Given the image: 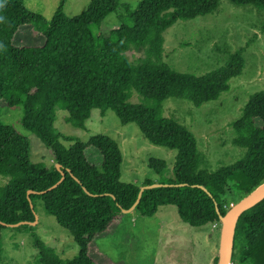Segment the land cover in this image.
Here are the masks:
<instances>
[{
    "label": "trees",
    "instance_id": "16d2710c",
    "mask_svg": "<svg viewBox=\"0 0 264 264\" xmlns=\"http://www.w3.org/2000/svg\"><path fill=\"white\" fill-rule=\"evenodd\" d=\"M228 1L264 9V0ZM219 3L138 0L132 5L92 0L85 11L69 17L61 1L46 20L27 11L22 0H0V101L21 106L22 126L53 155L50 166L33 162L27 139L0 123V175L8 176L0 185V257L2 231L12 228L30 234L38 264H97L90 255L92 241L137 199L140 187L119 180V146L100 134L87 142L62 135L54 126L57 108L66 111V123L79 129L93 109L101 115L111 109L121 124L135 123L150 143L176 150L173 178L140 194L133 211L143 218L152 217L160 206L174 205L179 219L190 227L216 224L237 202L233 189L241 199L264 181V91L252 94L232 123L236 134L232 143L245 149L243 157L213 171L198 169L192 134L161 115L160 103L168 97L200 106L217 99L228 90L229 80L240 74L244 65L240 50L202 76L176 72L162 60L163 32L177 20L216 11ZM109 14L116 16V24L104 22ZM23 26L35 30L43 43L16 46L14 37ZM130 48L142 52L135 61L126 55ZM133 91L154 103L128 102ZM60 138L71 144L66 147ZM87 148L99 153V165L87 159ZM165 166L163 160L148 161L157 173ZM153 184L157 183L146 180L143 186ZM38 203L69 232L78 246L74 257H60L34 232ZM230 263L264 264V198L239 216Z\"/></svg>",
    "mask_w": 264,
    "mask_h": 264
},
{
    "label": "rangeland",
    "instance_id": "374dc122",
    "mask_svg": "<svg viewBox=\"0 0 264 264\" xmlns=\"http://www.w3.org/2000/svg\"><path fill=\"white\" fill-rule=\"evenodd\" d=\"M61 1L63 13L72 17L85 11L92 0H22V5L27 11L49 20ZM117 1L134 5L138 0ZM104 22L114 25L117 18L109 14ZM23 27L14 37L16 46L43 43L35 30ZM163 37V62L176 72L195 76L220 68L230 54L241 51L242 70L229 80L228 90L217 99L195 106L186 99L171 96L160 103L161 115L176 121L194 137L198 169L213 171L234 163L243 157L245 149L232 143L236 136L232 123L239 118L250 96L264 91V9L220 0L216 11L177 20L163 32ZM126 55L135 61L142 52L130 48ZM128 102L154 103L134 91ZM65 116L66 111L56 109L54 126L62 135L87 142L91 136L100 134L119 146L121 182L141 188L146 180L160 184L173 178L176 150L150 143L135 123L121 124L111 109L102 115L98 109H93L82 129L66 123ZM21 117V106H8L0 101V123L27 139L33 162L52 165V152L22 126ZM60 141L66 147L71 144L62 138ZM85 153L90 162L100 164L96 150L87 148ZM149 159L163 160L166 166L157 173L148 167ZM7 180L8 176L0 175V185ZM231 189L229 187V191ZM232 191V199L239 201V193ZM123 214L108 231L92 241L90 255L97 264H214L218 256L220 222L201 228L190 227L179 219L174 205L160 206L149 218L133 210ZM35 217L34 232L44 244L62 258H72L78 253L69 232L46 214L39 203ZM2 237L0 264H38L37 249L29 233L5 228Z\"/></svg>",
    "mask_w": 264,
    "mask_h": 264
},
{
    "label": "water",
    "instance_id": "95a60500",
    "mask_svg": "<svg viewBox=\"0 0 264 264\" xmlns=\"http://www.w3.org/2000/svg\"><path fill=\"white\" fill-rule=\"evenodd\" d=\"M59 168V165H56ZM164 184H153L150 186H143L138 192L135 203L127 210H122V213H129L132 211L139 200L141 192L147 187L159 186ZM202 188L201 185H193ZM264 198V181L258 184L252 191L242 197L239 201L230 206L224 215L219 216L220 221V239L216 264H230V256L232 252L233 238L235 226L239 216L249 207L253 206ZM218 211V209L216 208ZM36 220L33 221V225Z\"/></svg>",
    "mask_w": 264,
    "mask_h": 264
},
{
    "label": "built area",
    "instance_id": "2783aa9c",
    "mask_svg": "<svg viewBox=\"0 0 264 264\" xmlns=\"http://www.w3.org/2000/svg\"><path fill=\"white\" fill-rule=\"evenodd\" d=\"M231 264V263H230Z\"/></svg>",
    "mask_w": 264,
    "mask_h": 264
}]
</instances>
